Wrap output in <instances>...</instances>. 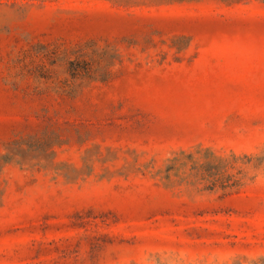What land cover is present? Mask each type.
Instances as JSON below:
<instances>
[{"label": "rangeland", "instance_id": "1", "mask_svg": "<svg viewBox=\"0 0 264 264\" xmlns=\"http://www.w3.org/2000/svg\"><path fill=\"white\" fill-rule=\"evenodd\" d=\"M0 264H264V0H0Z\"/></svg>", "mask_w": 264, "mask_h": 264}, {"label": "trees", "instance_id": "2", "mask_svg": "<svg viewBox=\"0 0 264 264\" xmlns=\"http://www.w3.org/2000/svg\"><path fill=\"white\" fill-rule=\"evenodd\" d=\"M240 158L236 153L221 154L211 147L197 145L175 152L160 170L167 184L205 181L208 189L233 190L242 185L238 175Z\"/></svg>", "mask_w": 264, "mask_h": 264}]
</instances>
